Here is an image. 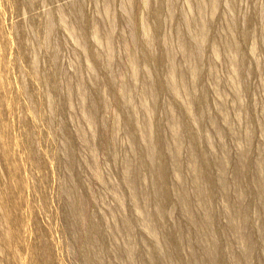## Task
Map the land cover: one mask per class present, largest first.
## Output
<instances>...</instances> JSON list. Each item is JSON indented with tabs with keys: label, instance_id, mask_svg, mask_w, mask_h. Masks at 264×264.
I'll use <instances>...</instances> for the list:
<instances>
[{
	"label": "rangeland",
	"instance_id": "1",
	"mask_svg": "<svg viewBox=\"0 0 264 264\" xmlns=\"http://www.w3.org/2000/svg\"><path fill=\"white\" fill-rule=\"evenodd\" d=\"M0 264H264V0H0Z\"/></svg>",
	"mask_w": 264,
	"mask_h": 264
}]
</instances>
